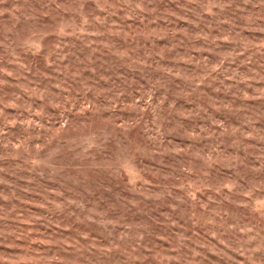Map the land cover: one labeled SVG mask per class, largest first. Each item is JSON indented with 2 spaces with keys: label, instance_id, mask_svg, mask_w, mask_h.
<instances>
[{
  "label": "rangeland",
  "instance_id": "obj_1",
  "mask_svg": "<svg viewBox=\"0 0 264 264\" xmlns=\"http://www.w3.org/2000/svg\"><path fill=\"white\" fill-rule=\"evenodd\" d=\"M0 264H264V0H0Z\"/></svg>",
  "mask_w": 264,
  "mask_h": 264
}]
</instances>
